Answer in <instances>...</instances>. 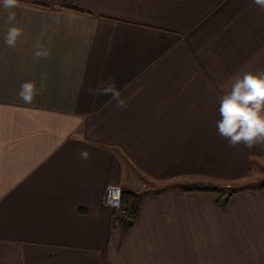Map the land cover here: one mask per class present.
I'll use <instances>...</instances> for the list:
<instances>
[{
    "label": "crops",
    "instance_id": "crops-1",
    "mask_svg": "<svg viewBox=\"0 0 264 264\" xmlns=\"http://www.w3.org/2000/svg\"><path fill=\"white\" fill-rule=\"evenodd\" d=\"M14 11L24 34L10 48L0 6V264H264V183L226 204L199 189L264 176V145L232 148L216 129L232 78L264 70V8L19 0ZM42 74L46 90L25 104L20 85ZM110 78L127 108L90 94ZM109 184L141 195L126 231L104 203Z\"/></svg>",
    "mask_w": 264,
    "mask_h": 264
},
{
    "label": "clouds",
    "instance_id": "clouds-1",
    "mask_svg": "<svg viewBox=\"0 0 264 264\" xmlns=\"http://www.w3.org/2000/svg\"><path fill=\"white\" fill-rule=\"evenodd\" d=\"M264 8V0H253ZM0 6L7 11L6 23L12 25L8 28L4 37V44L14 48L18 40L23 36L24 29L17 27L16 12L19 0H0ZM33 55L36 58H47L50 50L44 48L39 42L35 45ZM47 75L42 74L39 87L37 82L25 81L20 85L19 98L25 104L33 103L37 95L46 90ZM94 96L109 95L119 109L128 106L122 98L121 91L116 88V81L110 78L108 81L98 84L97 88L90 90ZM219 119L216 121V129L221 138L227 140L228 146L235 148L243 145L252 149L258 145H264V70L246 71L243 75L232 78L230 90L218 97ZM79 159L87 160V151H80ZM121 189L115 184H109L105 189L104 203L113 206L119 202Z\"/></svg>",
    "mask_w": 264,
    "mask_h": 264
},
{
    "label": "trees",
    "instance_id": "trees-1",
    "mask_svg": "<svg viewBox=\"0 0 264 264\" xmlns=\"http://www.w3.org/2000/svg\"><path fill=\"white\" fill-rule=\"evenodd\" d=\"M223 188L224 187L209 185L205 187H200L199 189L218 193L220 196L219 203L226 204V202H228L231 195L234 194L238 190L232 189V190L226 191ZM140 198H141V195L139 194L123 191L122 203L129 212V215L127 218L120 220V223L124 231H126L132 225V223L135 221L137 217V213H138V209L140 205Z\"/></svg>",
    "mask_w": 264,
    "mask_h": 264
},
{
    "label": "rangeland",
    "instance_id": "rangeland-1",
    "mask_svg": "<svg viewBox=\"0 0 264 264\" xmlns=\"http://www.w3.org/2000/svg\"><path fill=\"white\" fill-rule=\"evenodd\" d=\"M263 181H264V176L259 177L258 179H256V181H247L243 184L242 183H232L230 184V186H228L227 184H221V185L219 184V187H224L223 189H225L226 191L237 189L239 187H258L260 185H263L264 183ZM199 184H200V187H203L206 185V183H199Z\"/></svg>",
    "mask_w": 264,
    "mask_h": 264
},
{
    "label": "built area",
    "instance_id": "built-area-1",
    "mask_svg": "<svg viewBox=\"0 0 264 264\" xmlns=\"http://www.w3.org/2000/svg\"><path fill=\"white\" fill-rule=\"evenodd\" d=\"M117 186H119V185H117ZM119 188L121 189L119 202L117 204H115L113 206H109V207H111L112 209H114L116 211V216H115L116 219L121 220V219L127 218L129 215V212L122 203V194H123L122 187L119 186Z\"/></svg>",
    "mask_w": 264,
    "mask_h": 264
}]
</instances>
